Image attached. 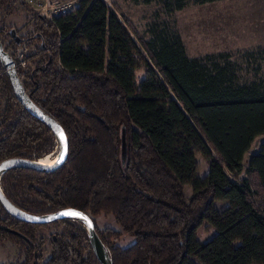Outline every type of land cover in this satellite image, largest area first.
Wrapping results in <instances>:
<instances>
[{"label": "trees", "instance_id": "trees-1", "mask_svg": "<svg viewBox=\"0 0 264 264\" xmlns=\"http://www.w3.org/2000/svg\"><path fill=\"white\" fill-rule=\"evenodd\" d=\"M13 1L0 0V6ZM185 3L171 5L181 9ZM36 21L42 56L17 73L31 101L68 139V156L58 169H21V182L44 213L76 208L92 219L111 214L121 230H96L112 264H264V141L248 158L244 177L231 181L226 175L237 176L245 152L264 133V82L234 84L230 66L209 56L188 57L176 35L142 41L140 50L134 30L104 0H77L69 13L53 20L37 14ZM44 32L54 41L45 42ZM3 34L10 37L7 52L23 41L0 27L1 43ZM139 71L144 76L136 80ZM0 95L9 121L0 133V158L25 156L33 142L53 136L20 105L1 67ZM196 154L207 161L201 178ZM184 184H191L190 197ZM216 200L228 204L218 210ZM203 221L215 233L200 242L196 229ZM52 223L60 229L39 264L96 262L86 229L70 219ZM20 224L28 240L2 229L0 238L25 244L21 264H38L36 228L48 224ZM121 233L133 243L115 244Z\"/></svg>", "mask_w": 264, "mask_h": 264}, {"label": "rangeland", "instance_id": "rangeland-1", "mask_svg": "<svg viewBox=\"0 0 264 264\" xmlns=\"http://www.w3.org/2000/svg\"><path fill=\"white\" fill-rule=\"evenodd\" d=\"M104 1L121 20L127 23L131 32L134 30L133 38L140 50H143L142 41L157 40V36L173 37L176 35L182 40L188 57L209 56L213 62L230 66L234 84L249 85L264 82V0H216L208 3L185 0L186 3L181 9H174L171 5L174 0ZM36 15L34 10L18 0L0 6V27H4L5 30L13 28L23 40L21 45L9 46L8 52L12 54L16 48L24 51L29 58L27 70L31 67V62H37L42 56L43 50L41 43L36 39L40 25L36 21ZM9 39L10 37H7L6 34L1 36L3 45H7ZM43 39L48 43L53 42L55 38L44 32ZM207 61L209 64V60ZM143 76V71L137 72L136 80L142 79ZM3 105L4 101L1 98V111ZM15 107L18 106L15 105ZM4 118L5 114L0 113V125ZM263 141L264 133L254 138L243 156L241 169L237 176L226 171V175L231 181H238L245 176L248 158L257 152ZM54 151L57 155L59 142L55 137L36 145L31 156L36 159ZM195 160L197 163L196 175L201 178L207 172V161L201 154H196ZM1 186L6 191L16 195V201L28 209L34 210L35 213L46 210V207L39 203L38 198L29 193V185L21 183V186L18 187V183L11 174L8 175L7 179L3 178ZM183 191L186 197H190L192 195L191 184H184ZM227 204L226 201L216 200L213 202V207L220 210L225 208ZM0 214L3 215L2 212ZM93 221L100 231L105 229L121 230L115 224L111 214H100L94 217ZM76 223L80 227L83 225L80 221H76ZM47 224L46 227L36 228L35 253L41 257L36 260L38 264L46 261L50 256L51 234L59 232L60 229L57 224ZM214 233V229L206 221H203L196 229V238L200 242H205ZM133 241L132 236L121 233L114 243L120 247H127ZM89 249L92 252L91 246ZM26 250L25 244L21 241L8 240L6 237L0 238V264H21L26 255ZM95 260L96 262L93 264H100L96 258Z\"/></svg>", "mask_w": 264, "mask_h": 264}, {"label": "water", "instance_id": "water-1", "mask_svg": "<svg viewBox=\"0 0 264 264\" xmlns=\"http://www.w3.org/2000/svg\"><path fill=\"white\" fill-rule=\"evenodd\" d=\"M8 32L9 35L15 40V42L18 43L20 38L17 35L16 31L13 28H11L8 30ZM0 62H2L5 67L7 78L10 82L12 92L15 98L17 99V101L30 115H32L33 117L38 119L41 123H43L59 142L58 155L56 156V161L53 164L51 165L40 164L38 159L29 160L24 158L21 159L8 158L0 162V177L6 170L11 168L21 167V168H28L41 172L43 171L48 172L58 169L66 161L68 156V139L64 129L53 117L41 111L31 101L17 73V68L15 66L12 56L6 50H4L3 44L1 42H0ZM61 133H63V136H61ZM126 149L127 148H126L125 133L122 131L121 133L122 159H124L126 156ZM61 155H63L62 160L60 159ZM0 203L9 215L13 216L19 221H23L30 224H47L61 219L80 221L84 225L87 231L89 244L98 262L100 264H112L108 252L104 247V244L101 241L95 229V223L91 218V216H89L87 213L76 208H64L58 211L39 214V215L30 213L26 210L20 209L17 206H15L11 201L7 199V197L3 194L1 189H0ZM69 211L79 212L82 215L81 216L65 215V213ZM4 230L16 234L18 236H21L23 238H26L23 234L15 230H12L10 228L5 227Z\"/></svg>", "mask_w": 264, "mask_h": 264}, {"label": "flooded vegetation", "instance_id": "flooded-vegetation-1", "mask_svg": "<svg viewBox=\"0 0 264 264\" xmlns=\"http://www.w3.org/2000/svg\"><path fill=\"white\" fill-rule=\"evenodd\" d=\"M20 38V37H19ZM21 39V38H20ZM9 53V52H8ZM10 55H11V53H10ZM2 97L0 96V99H1ZM21 105V104H20ZM4 106V105H3ZM1 111V110H0ZM1 113V112H0ZM5 119H3L2 121H1V129H0V133H3L4 134V128H5V126L8 124V120H5ZM52 134V133H51ZM53 135V134H52ZM5 136V135H4ZM52 139V138H54V136H51V137H48V139L47 138H45V139H41V140H39V141H36V142H33V144H32V147H31V151L30 152H28L25 156H21V153H15V154H17V155H14V156H12V157H3V158H0V162L1 161H3V160H5V159H8V158H24V159H29V160H33V158H32V156H31V154H32V150H33V148H35V146L36 145H38L39 143H43V142H46V141H49L50 139ZM3 153V151H0V155ZM37 159V158H36ZM35 160V159H34ZM21 169H28V168H21V167H19V168H11V169H8V170H6L2 175H1V179H0V189H1V191L3 192V194L7 197V199L9 200V201H11L15 206H17L18 208H20V209H23V210H26V211H28V212H30V213H34V214H44V211H40V212H38V213H35V211L33 210H31V209H28V208H26L23 204H21L20 202H18V201H16L15 199H17V196L16 195H14L12 192H10V191H6L2 186H1V181L3 180V178L4 179H7V177H8V175L9 174H11L13 177H14V179H15V181L18 183V187H20L21 186V183H26V182H24V181H22L21 182ZM33 170V169H32ZM54 171V170H53ZM27 185H29L28 183H26ZM18 187H17V190H19L18 189ZM30 193V192H29ZM33 196H35V197H37L36 195H34V194H32ZM38 198V197H37ZM38 201H39V203L40 204H42L43 205V203L39 200V198H38ZM0 209H1V211L0 212H2L3 213V215H1L0 214V229H2V230H4V228L5 227H7V228H10V229H12V230H15V231H17V232H19V233H21V224L20 223H26V222H23V221H19V220H17L16 218H14L13 216H11V215H9L8 213H7V211L4 209V207L1 205V203H0ZM92 218V217H91ZM29 224V223H28ZM81 225V224H80ZM82 226V228H84L85 229V227H83V225H81ZM95 229H96V225H95ZM97 231V230H96ZM7 232V231H6ZM9 234H11V235H14V236H16V237H19V238H22V240H28V239H26V238H23V237H21V236H18V235H16V234H13V233H11V232H8ZM21 234H23V233H21ZM24 235V234H23ZM25 236V235H24ZM8 240H13V239H9V238H7ZM18 239H14V241H17ZM19 241V240H18ZM93 252V251H92ZM38 254V253H37ZM96 258V257H95ZM24 259H25V257H24Z\"/></svg>", "mask_w": 264, "mask_h": 264}, {"label": "built area", "instance_id": "built-area-1", "mask_svg": "<svg viewBox=\"0 0 264 264\" xmlns=\"http://www.w3.org/2000/svg\"><path fill=\"white\" fill-rule=\"evenodd\" d=\"M20 3L25 4L34 10L37 14L48 20L64 15L72 11L75 6V0H68L61 2L60 0H18ZM16 68L26 70L29 66V58L26 53L18 48L11 54ZM0 66L4 67L0 62Z\"/></svg>", "mask_w": 264, "mask_h": 264}, {"label": "bare ground", "instance_id": "bare-ground-1", "mask_svg": "<svg viewBox=\"0 0 264 264\" xmlns=\"http://www.w3.org/2000/svg\"><path fill=\"white\" fill-rule=\"evenodd\" d=\"M1 68L3 69V71H5V69L3 67H1ZM55 153L56 152L54 151V152H51L49 154H46V155L38 158L39 163L40 164H44V165H51V164H53L56 161V156L58 155V154L56 155Z\"/></svg>", "mask_w": 264, "mask_h": 264}, {"label": "snow or ice", "instance_id": "snow-or-ice-1", "mask_svg": "<svg viewBox=\"0 0 264 264\" xmlns=\"http://www.w3.org/2000/svg\"><path fill=\"white\" fill-rule=\"evenodd\" d=\"M61 136H63V133H61ZM60 159H61V160L63 159V155H61ZM65 215L81 216L82 214L79 213V212H75V211H69V212H66Z\"/></svg>", "mask_w": 264, "mask_h": 264}]
</instances>
